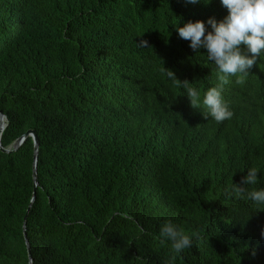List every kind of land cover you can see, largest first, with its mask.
<instances>
[{"label":"trees","instance_id":"1","mask_svg":"<svg viewBox=\"0 0 264 264\" xmlns=\"http://www.w3.org/2000/svg\"><path fill=\"white\" fill-rule=\"evenodd\" d=\"M227 14L219 0H0V264H167L165 220L193 237L172 264H264V206L232 194L248 168L264 178V56L223 86V123L165 74L201 99L216 86L175 26ZM29 132L36 198V144L15 149Z\"/></svg>","mask_w":264,"mask_h":264},{"label":"clouds","instance_id":"2","mask_svg":"<svg viewBox=\"0 0 264 264\" xmlns=\"http://www.w3.org/2000/svg\"><path fill=\"white\" fill-rule=\"evenodd\" d=\"M188 3H198L199 0H187ZM210 2V0H206ZM227 9V16L217 21L214 17L204 21H187L183 26H175L179 38L189 41V47L194 52L203 49L207 58L215 65L218 83L209 87L201 99L200 93L193 83L180 81L176 74L165 69L166 77L190 101L192 108L200 110L205 120L223 123L233 117V112L223 97V86L230 77H237V83L256 64L257 59L264 56V0H219ZM139 47H147L148 41L141 40ZM258 169L248 168L239 185L233 183L232 194L242 200L251 201L254 205L264 206V187L255 189L262 179L258 178ZM131 218V217H126ZM264 238V229L261 230ZM158 238L161 244L170 245L171 258L167 264H172L176 257L185 249L191 248L193 237L182 230L172 220H165L159 229Z\"/></svg>","mask_w":264,"mask_h":264},{"label":"water","instance_id":"3","mask_svg":"<svg viewBox=\"0 0 264 264\" xmlns=\"http://www.w3.org/2000/svg\"><path fill=\"white\" fill-rule=\"evenodd\" d=\"M4 120H6L5 116L3 115L2 112H0V121H1V126H0V145H1V139H2V135L6 129V124L4 123ZM7 121V120H6ZM29 137H32L35 144H36V154H35V182H36V188H35V198H36V190H37V187H38V182H37V162H38V150H39V142H38V137L36 135V133L34 132H29L27 135H25V137H23L22 139H20L16 146H15V149L18 150L25 142L26 140L29 138ZM1 147V146H0ZM3 151L5 153H11V151H7V150H4ZM25 237L27 239V234H26V226H25ZM27 245H28V251H29V256H30V259H32V251H31V248L29 247V242L27 241Z\"/></svg>","mask_w":264,"mask_h":264},{"label":"bare ground","instance_id":"4","mask_svg":"<svg viewBox=\"0 0 264 264\" xmlns=\"http://www.w3.org/2000/svg\"><path fill=\"white\" fill-rule=\"evenodd\" d=\"M4 123L6 124V120H4Z\"/></svg>","mask_w":264,"mask_h":264}]
</instances>
